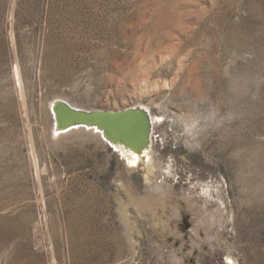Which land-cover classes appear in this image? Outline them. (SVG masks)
I'll use <instances>...</instances> for the list:
<instances>
[{
	"label": "rangeland",
	"instance_id": "1",
	"mask_svg": "<svg viewBox=\"0 0 264 264\" xmlns=\"http://www.w3.org/2000/svg\"><path fill=\"white\" fill-rule=\"evenodd\" d=\"M0 264H264V0H0Z\"/></svg>",
	"mask_w": 264,
	"mask_h": 264
},
{
	"label": "water",
	"instance_id": "2",
	"mask_svg": "<svg viewBox=\"0 0 264 264\" xmlns=\"http://www.w3.org/2000/svg\"><path fill=\"white\" fill-rule=\"evenodd\" d=\"M54 131L67 132L76 126L94 128L104 140L119 145L129 153L139 154L148 148L151 126L147 113L138 108L121 111L81 110L63 100L51 104ZM57 131V132H58Z\"/></svg>",
	"mask_w": 264,
	"mask_h": 264
},
{
	"label": "bare ground",
	"instance_id": "3",
	"mask_svg": "<svg viewBox=\"0 0 264 264\" xmlns=\"http://www.w3.org/2000/svg\"><path fill=\"white\" fill-rule=\"evenodd\" d=\"M55 101H58V100H55ZM53 102V101H52ZM132 108H138L139 110H142V111H144V112H146L147 113V116H148V118H149V122H150V126H151V123H152V117H150L149 116V114H148V112L146 111L147 109L146 108H144V107H141V106H134V107H132ZM82 110V109H81ZM50 111H51V109H50ZM87 111H90V110H87ZM95 111V110H94ZM54 121V120H53ZM55 127V126H54ZM72 129H84V131H85V129H88V130H91V131H93V133L94 132H96V133H98L101 137H102V133H100V132H98L96 129H94V128H87V127H80V126H76L75 128H72ZM58 131V130H57ZM58 132H64V131H58ZM103 138V137H102ZM104 139V138H103ZM149 145H151V136H150V138H149ZM149 145H148V148H149ZM111 146L115 149V150H117L123 157H125V159H126V161L127 162H129L131 165H133V166H136L137 165V163L139 162V161H141L142 162V164L145 166V168L148 170V171H150L151 170V167L148 165V164H146V161H147V153H146V150L147 149H145V150H142L139 154H132V153H129L128 152V150H126V149H123V147H121V146H119V145H115V144H111Z\"/></svg>",
	"mask_w": 264,
	"mask_h": 264
}]
</instances>
